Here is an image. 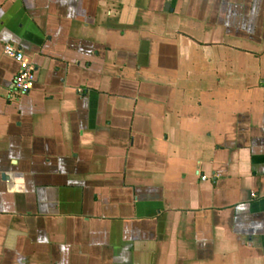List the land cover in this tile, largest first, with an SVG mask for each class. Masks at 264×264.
<instances>
[{
	"label": "crops",
	"instance_id": "obj_1",
	"mask_svg": "<svg viewBox=\"0 0 264 264\" xmlns=\"http://www.w3.org/2000/svg\"><path fill=\"white\" fill-rule=\"evenodd\" d=\"M0 264H264V0H0Z\"/></svg>",
	"mask_w": 264,
	"mask_h": 264
},
{
	"label": "built area",
	"instance_id": "obj_2",
	"mask_svg": "<svg viewBox=\"0 0 264 264\" xmlns=\"http://www.w3.org/2000/svg\"><path fill=\"white\" fill-rule=\"evenodd\" d=\"M3 54L18 64L17 73L13 79L12 89L16 94H26L34 83V69L23 53L12 44L3 46Z\"/></svg>",
	"mask_w": 264,
	"mask_h": 264
}]
</instances>
